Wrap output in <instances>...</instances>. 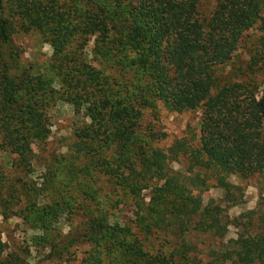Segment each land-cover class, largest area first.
Here are the masks:
<instances>
[{"label": "trees", "instance_id": "trees-1", "mask_svg": "<svg viewBox=\"0 0 264 264\" xmlns=\"http://www.w3.org/2000/svg\"><path fill=\"white\" fill-rule=\"evenodd\" d=\"M8 2L6 7L0 0V149L25 164L30 141H43L48 134L44 101L56 96L76 115L83 112L87 123L76 131L75 153L99 155L102 172L114 174V185L136 210L134 229L144 239L157 231L173 237L170 251L150 253L129 225L109 224L98 213L74 236L50 246V252L63 253L81 238L90 247L91 264H264V227L227 241L205 261L197 259L186 236L193 232L223 239L228 226L223 209L213 201L202 205L187 190L196 183L204 187L198 175L168 168L174 149L186 151L182 143L163 151L144 147L135 135L140 110L151 100L173 113L197 110L193 167L212 173L224 189L236 188L225 182L229 176H264V101L255 99L248 84L217 86L215 77V69L231 59L240 35L259 20L264 49V0H215L204 26L195 18L197 0ZM11 18L21 31L38 32L52 49L42 71L21 65L10 39L15 29ZM89 42L94 66L82 58ZM103 151L110 152L109 159ZM143 190L150 193L147 205L140 197ZM41 211L32 220L46 230L43 218L55 210ZM2 250L0 242V258Z\"/></svg>", "mask_w": 264, "mask_h": 264}, {"label": "rangeland", "instance_id": "rangeland-1", "mask_svg": "<svg viewBox=\"0 0 264 264\" xmlns=\"http://www.w3.org/2000/svg\"><path fill=\"white\" fill-rule=\"evenodd\" d=\"M1 2L6 7L10 4L8 0ZM214 7L215 0H197L196 20L206 25ZM260 18L264 19V6ZM11 21L15 29L10 39L21 65L42 71L52 58V49L38 32L21 31L15 19L11 18ZM262 37L261 20L240 35L231 59L215 69L217 86L248 84L255 99H263ZM91 48L92 43L89 42L83 48L82 58L94 66ZM55 97L44 101L47 137L43 141H30V155L25 164H19L16 155L0 149V242L3 245L0 264H91L87 258L90 247L81 238L60 254L50 252L49 247L74 236L89 216L96 217L98 213L109 224L118 221L129 225L142 240L144 250L150 253L170 251L173 247L170 234L157 231L144 239L134 229L136 210L122 190L114 185V174L102 172L104 162L99 160V155L75 153L74 144L80 142L76 131L87 120L82 111L76 115L71 105ZM150 102L149 107L140 110L135 129L140 143L163 151L175 143H182L186 151L183 152L180 146L174 149L176 155L166 161L168 168L180 175H187L189 170L198 175L204 187L196 183L195 186H187V190L193 197H198L202 205L213 201L214 205L222 208L228 222L223 239L193 232L187 235L191 253L205 261L212 251L223 250L227 241L260 233L264 227V176L245 180L229 176L225 182L236 188H220L212 173L193 167L191 161L190 151L198 147L199 111L173 113L156 100ZM262 131L264 136V124ZM83 147L86 148L87 144L84 143ZM103 152L102 157L109 159L110 152ZM140 197L147 205L149 191L143 190ZM44 207L53 208L55 214L43 218L47 229L41 230L42 226H35L32 219L35 214L42 213Z\"/></svg>", "mask_w": 264, "mask_h": 264}, {"label": "water", "instance_id": "water-1", "mask_svg": "<svg viewBox=\"0 0 264 264\" xmlns=\"http://www.w3.org/2000/svg\"><path fill=\"white\" fill-rule=\"evenodd\" d=\"M263 101H264V96H263V99H262ZM260 115L263 117V119H264V108H262L261 106H260Z\"/></svg>", "mask_w": 264, "mask_h": 264}]
</instances>
